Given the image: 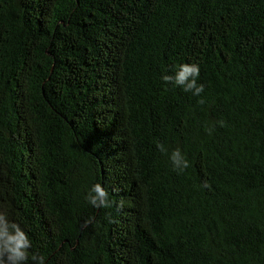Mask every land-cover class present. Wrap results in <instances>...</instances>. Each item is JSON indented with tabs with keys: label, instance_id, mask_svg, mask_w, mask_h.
<instances>
[{
	"label": "trees",
	"instance_id": "1",
	"mask_svg": "<svg viewBox=\"0 0 264 264\" xmlns=\"http://www.w3.org/2000/svg\"><path fill=\"white\" fill-rule=\"evenodd\" d=\"M0 211L45 264H264V0H0Z\"/></svg>",
	"mask_w": 264,
	"mask_h": 264
},
{
	"label": "clouds",
	"instance_id": "2",
	"mask_svg": "<svg viewBox=\"0 0 264 264\" xmlns=\"http://www.w3.org/2000/svg\"><path fill=\"white\" fill-rule=\"evenodd\" d=\"M200 66L197 63H184L178 66L174 75H163L165 84L180 86L185 92H192L193 95L200 96L204 91V85L198 84L200 77ZM200 103L205 101L201 98ZM224 126V121H219ZM211 133V129L208 130ZM157 147L160 151L166 152L162 144ZM171 162L177 171H183L189 167V162L179 149L174 150L170 156ZM206 186H210L205 182ZM88 202L96 208H108L112 205L109 201L107 189L100 183L92 186L87 196ZM123 207V202H121ZM91 221H87L90 223ZM32 241L28 233L18 224L8 218L7 213L0 211V264H28L29 260L33 264H45L42 255L31 254Z\"/></svg>",
	"mask_w": 264,
	"mask_h": 264
}]
</instances>
